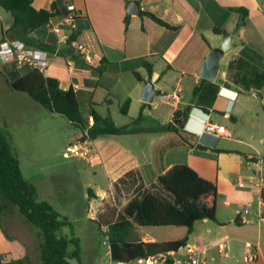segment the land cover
Masks as SVG:
<instances>
[{"label":"crops","instance_id":"0c3cea01","mask_svg":"<svg viewBox=\"0 0 264 264\" xmlns=\"http://www.w3.org/2000/svg\"><path fill=\"white\" fill-rule=\"evenodd\" d=\"M53 1L34 0L33 4L36 8H50ZM131 1L133 0H66L70 8L80 13L76 22L79 31L76 40L87 45L93 62H86L71 46L69 57L60 52L50 53L47 76L58 78L64 89L74 88L85 117H89L92 103L102 115H107L111 113L103 114L100 110L106 106L109 109L108 106L115 101L121 106L128 98L130 112L133 104L136 107L139 104L141 109L144 103V83L149 80L146 69L139 68L146 77L143 81L137 79L132 71H123L109 90L98 83L102 63L104 59L119 62L145 56L153 63L151 79L159 92L177 91L180 95L177 109L191 105V114L184 130L186 136L194 137L196 141L191 147L174 131L144 132L162 133L165 137L161 152L153 149V154H149V148L139 150L132 147L133 142L137 140L135 134L142 133L109 134L93 139L99 156L97 164H105L112 176V187H115V190L97 194L93 190L89 192L101 198L98 217L104 219L106 214L123 208L140 183H144L146 188L150 183H156L157 177L167 167L176 164L166 162L172 150L187 147L189 150L185 149L186 152L193 156L196 144L202 142L206 146L204 149L212 147L214 150L221 149V153L232 155L236 158L238 167L224 175L219 169L217 175L211 178L208 167L200 161L192 162L191 159L190 162H180L188 163L208 179H216L219 195H224L222 202L218 198L217 221L207 218L196 221L188 244L201 250L206 248L201 253L205 264L208 259L213 264H251L246 260V242L250 241L257 244L259 258L256 264H264V207L259 206L261 194L254 189L236 185L238 176L250 175L249 163L253 156L262 157L264 170V0H138L143 11L141 15L128 13ZM242 8H246L248 14L244 24L237 28L238 21L244 15ZM148 12L154 13L176 28L162 25ZM128 16L129 21L126 23ZM64 18L54 17L48 28L57 33L58 37L61 36L62 29H56ZM11 25L12 21L6 28L2 26V37H18L16 30H11ZM215 27L227 29L230 34H234L232 47L220 60L219 77L228 85L218 80H208L209 82L203 83L196 93L195 87L203 79L200 70L206 57L227 37L216 33ZM65 44L59 39L58 48L61 49ZM240 56L247 63L242 62L241 67L237 66L231 77L230 62ZM70 67L73 69L70 70ZM161 80L162 84L158 87L157 83ZM109 98L112 99L110 104L106 102ZM162 106V119L158 120L157 125L172 122L175 118L177 109L164 102ZM147 108L151 111V103L144 109V118ZM9 113L11 117L17 114L13 110ZM133 118L135 117H131L124 125L130 123ZM208 121L226 126L230 136L216 137L206 133L204 126ZM90 123H93L92 119ZM68 126L74 125L69 122ZM81 135L82 131L76 127L62 143L68 146ZM7 138L20 160L14 137L9 134ZM20 163L25 176V164L21 161ZM153 166L155 169H152ZM131 170L135 171V179L125 176ZM124 177L123 181L120 180ZM125 189H130L133 193L127 199L122 197ZM106 196L114 199L115 205L111 204L114 208L109 204L105 205ZM260 215L263 220H260ZM9 229L3 221L0 225V257L4 260L25 258L31 261L29 247L37 245V237L42 240L40 231L33 233L35 236L31 238L29 234L24 237L12 233ZM139 232L143 241H166L145 231V227H140ZM186 232L179 237L184 236ZM221 241L227 242L229 246L227 256L220 253L216 245ZM163 252L166 251L150 255ZM108 254L112 259L110 245ZM173 256L175 258L176 255ZM137 259L130 263L112 259V264H139ZM179 263L187 264L183 259Z\"/></svg>","mask_w":264,"mask_h":264},{"label":"trees","instance_id":"16d2710c","mask_svg":"<svg viewBox=\"0 0 264 264\" xmlns=\"http://www.w3.org/2000/svg\"><path fill=\"white\" fill-rule=\"evenodd\" d=\"M33 3L34 0H0V7L12 16L11 30H16L17 38L23 40L28 46L44 48L50 53L60 52L66 57L71 56V42L77 38L78 29L76 28L71 33L68 42L61 49L58 48L57 33L48 29L54 17L67 16L69 3L66 0H54L50 8H36ZM241 10L244 15L238 21L237 28L244 24L248 14L246 8ZM75 12L78 18L80 13ZM148 14L162 25L176 28L158 18L154 13L148 12ZM128 21L129 16L126 18V23ZM214 31L225 36L230 35L227 29L219 27H215ZM3 38L1 37L0 41ZM242 62L247 63L242 56L230 62L231 77L237 66L241 67ZM140 67L146 69L147 78L151 79L154 66L145 56L119 62L104 59L98 83L110 90L119 75L126 70L132 71L137 79L143 81L146 77L139 71ZM0 72L11 88L27 93L50 112L64 116L83 134L87 132L91 139L95 140L109 134L174 131L179 133L189 146L195 145V138L186 136L184 128H178L173 122L159 123L155 127H141L144 109L149 103H143L139 115L130 123L117 125L111 114L102 115L93 103L89 117H85L81 112L74 88L64 89L58 78L47 76L37 68L27 65L17 67L13 64H1ZM206 82L209 81L201 79L195 87V92L197 93L200 86ZM106 102L110 104L112 99L109 98ZM129 107L130 99L128 98L121 104L120 111L128 115ZM182 113L183 109H177L175 118L180 117ZM90 119L93 123H90ZM125 176L135 179V171H128ZM124 179L125 177L120 180ZM155 186L162 192V195L147 189L144 183H140L123 208L107 217L104 216V219L101 216L93 219L107 237L114 261L130 263L138 257L148 256L155 252L177 251L190 242L196 221L206 218L217 221L218 181L202 176L188 163H176L167 167L157 177ZM89 192L92 190L89 189ZM13 207H17L28 222L41 230L43 242L40 255L43 264H73L70 261L72 258L81 261L79 239L58 236L60 228L71 225V222L49 202L38 198L33 184L24 176L20 160L3 132L0 117V225L3 224V215L11 211ZM170 225L185 226L187 232L182 237L161 242L143 241L140 236V227ZM102 226L106 228L103 229ZM69 242L76 244V249L72 253L68 252ZM0 264L34 263L25 258L4 260L0 257ZM165 264H176L174 256H168Z\"/></svg>","mask_w":264,"mask_h":264},{"label":"rangeland","instance_id":"374dc122","mask_svg":"<svg viewBox=\"0 0 264 264\" xmlns=\"http://www.w3.org/2000/svg\"><path fill=\"white\" fill-rule=\"evenodd\" d=\"M11 21V14L0 7V38L2 37V26L4 25L6 28ZM161 84L162 80L157 83V86L159 87ZM156 105H158L157 108ZM163 106L162 102L155 97L151 103V111L147 108V115H145L140 126L144 128L155 127L158 120L162 119ZM106 107L100 111L103 114L110 112L117 125H124L125 122L131 120V117H137L140 112L139 104L137 107L133 104L128 116L120 111V105L117 101L110 104L109 109ZM10 110L17 112L16 116L11 117ZM0 117L4 134L6 136L10 134L14 137V145L20 161L25 164V176L33 184L38 198L49 202L71 222V225L62 226L58 231L59 237L68 239L77 237L80 241V247L83 251L80 254L81 261L76 258H72L70 261L73 264H112L113 261L108 254L109 242L107 237L99 229L97 222L93 220L98 218L99 205L102 203L101 198L89 194V189L96 194L111 189L115 190L114 185L112 187V176L105 164L91 165L86 160L65 157L64 151L68 146L62 142L66 141V138L76 127L68 126L69 122L64 116L57 113L53 114L27 93L11 88L1 72ZM162 135V133L135 134L137 140L133 142L132 147L139 150L149 148V154H153V149H157L160 153L162 141L165 140ZM185 149L189 150L187 147L172 150L167 156L166 162L180 163L190 162L191 159L192 162L198 160L208 167L211 178L217 175L219 169L221 170L220 173L224 175L238 167L236 158H233L229 153L214 150L212 147L208 149L195 147L193 156L189 155ZM98 150L100 151L99 147ZM152 169H155V166ZM147 189L162 195L155 183H150ZM132 194L130 189H125L122 197L127 199ZM113 200L110 196H106L105 205L109 204L114 208L111 205H115ZM223 200L224 195L220 194L219 201L222 202ZM3 221L12 233L24 237L29 234L32 238L35 236L33 233L40 231L39 233L42 235L41 230L36 229L33 224L28 222L17 207H13L11 211L5 213ZM186 229L185 226L176 225L145 227V231L156 234L163 240L178 238L186 232ZM37 239V245L29 247L30 260L34 264H43L39 249L43 238L41 240V237H37ZM75 249L76 244L69 242L68 252L72 253ZM183 258L184 256L181 254L176 255L177 264H180L179 262ZM206 264L213 263L208 259Z\"/></svg>","mask_w":264,"mask_h":264},{"label":"built area","instance_id":"2783aa9c","mask_svg":"<svg viewBox=\"0 0 264 264\" xmlns=\"http://www.w3.org/2000/svg\"><path fill=\"white\" fill-rule=\"evenodd\" d=\"M76 10L69 7V13L57 27L56 31L62 29L60 40L64 43L68 42L69 36L76 29ZM71 46L76 52L85 59L86 62L92 63L93 57L87 45L78 42L76 39L71 42ZM50 52L44 48L28 46L23 40L13 37H4L0 41V63L3 65L13 64L17 67L30 66L39 69L42 73L47 75V67L49 66ZM73 68L70 67V70ZM160 102L170 104L177 109L180 95L177 91L172 92H159L156 96ZM204 130L206 133L212 134L216 137H229L230 131L226 126L208 121L205 123ZM65 157H72L75 159L86 160L91 165H96L99 159L98 152L96 151L93 139H91L86 132L82 133L81 137L68 145L64 151ZM262 157L253 156L249 163L251 172L248 176H238L236 185L239 187H248L258 191L261 196L259 199V206L264 207V170L262 167ZM248 211L247 209L245 210ZM260 220L263 216L260 215ZM219 252L227 256L229 254V246L227 242L221 241L216 243ZM247 252L246 260L251 264H256L258 261L257 244L253 242H246ZM206 250L199 249L195 245L187 244L186 246L178 249L177 251L168 250L163 253L142 256L137 259L139 264H165L168 256L182 255L184 256L183 262L187 264H205V258H201V253Z\"/></svg>","mask_w":264,"mask_h":264},{"label":"water","instance_id":"95a60500","mask_svg":"<svg viewBox=\"0 0 264 264\" xmlns=\"http://www.w3.org/2000/svg\"><path fill=\"white\" fill-rule=\"evenodd\" d=\"M128 13L142 14L143 11L140 7L138 0H133L128 6ZM234 43V34H230L222 41V43L213 48L211 52L206 57L204 64L200 70V76L207 80H218L220 83L228 85L223 78L219 77L220 70V60L226 51H228ZM159 93V90L156 88L155 83L152 79L146 80L144 83V91L142 94V101L146 103H152ZM191 105H186L183 109V113L180 117H176L172 122L178 128H184L188 119L190 117ZM197 149L206 148L202 142H198L195 146Z\"/></svg>","mask_w":264,"mask_h":264}]
</instances>
